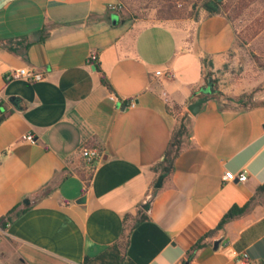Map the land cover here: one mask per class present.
Returning <instances> with one entry per match:
<instances>
[{"label":"crops","instance_id":"0c3cea01","mask_svg":"<svg viewBox=\"0 0 264 264\" xmlns=\"http://www.w3.org/2000/svg\"><path fill=\"white\" fill-rule=\"evenodd\" d=\"M119 3L0 0V218L20 211L0 264H237L243 252L264 264V94L235 108L209 91L187 109L207 86L204 58L226 61L230 20L143 24L109 7ZM21 67L44 78L5 79ZM183 117L190 135L155 188ZM83 147L99 156L87 162ZM227 170L247 179L225 182ZM232 207L244 209L219 225Z\"/></svg>","mask_w":264,"mask_h":264},{"label":"rangeland","instance_id":"374dc122","mask_svg":"<svg viewBox=\"0 0 264 264\" xmlns=\"http://www.w3.org/2000/svg\"><path fill=\"white\" fill-rule=\"evenodd\" d=\"M205 0H120L121 14L143 24L164 23L188 28L207 11ZM236 27L235 40L226 54L225 63L217 69L206 60L205 85L226 107H246L258 102L264 94V0H223ZM232 24V25H233ZM201 95L203 92L201 91ZM242 100L240 103L238 100ZM0 254L11 257L13 243L0 228ZM14 263V262H13ZM5 261L1 264H13Z\"/></svg>","mask_w":264,"mask_h":264},{"label":"trees","instance_id":"16d2710c","mask_svg":"<svg viewBox=\"0 0 264 264\" xmlns=\"http://www.w3.org/2000/svg\"><path fill=\"white\" fill-rule=\"evenodd\" d=\"M202 6L204 7V9L207 11V13L209 14H215V13H220L225 15L231 22V24H233L232 22V17L227 13V8H228V4L227 2L223 1V0H205L202 4ZM233 29H236V27L234 26V24L232 25ZM206 58H204L203 62L204 64L206 63ZM99 77L101 82L110 90H112L111 84L109 83L107 77L105 76L104 72L101 70V68L99 66H96ZM207 85H209V87H211V83L207 82ZM203 88H201V91H203ZM211 90V88H210ZM242 100H238V102H241ZM190 135V131H189V126H188V121L186 119V117H183L182 121L180 122L179 126L173 131L172 133V138H171V142L169 145V148L167 149L165 156L163 158V160L160 162L159 167L161 168V173H167L172 166V161L173 158L176 156V154L179 151L180 145L183 141L184 137H188ZM1 160V158H0ZM264 189V185L260 186L257 190H261ZM244 208H238V207H232L225 215L224 217L221 219V222L219 223V225H221L224 221H226L227 219L233 217L234 215L240 213L243 211ZM20 214V211H18L16 209V206H14L13 208H11L6 214H4L1 218H0V228H2L3 230H5V228L7 227V225L17 216ZM146 216H142L141 219H144ZM200 245V240L198 242H196V244L193 246V249L197 248ZM190 258H187V260ZM186 261L183 260L181 262V264H185Z\"/></svg>","mask_w":264,"mask_h":264},{"label":"built area","instance_id":"2783aa9c","mask_svg":"<svg viewBox=\"0 0 264 264\" xmlns=\"http://www.w3.org/2000/svg\"><path fill=\"white\" fill-rule=\"evenodd\" d=\"M110 8L121 9L122 5L119 3L117 5L109 4ZM97 54L96 52H91L88 56V62L92 63L96 60ZM156 74H160V71H156ZM168 76H172L171 72L166 73ZM25 79L30 82L38 81L44 78V75L41 72L29 69L27 67H21L17 69H10L7 74L5 75L6 80H13V79ZM135 103L133 100L130 101V105L133 106ZM22 138L26 141L33 142L34 136L30 133L22 135ZM81 156L85 158L87 162H91L99 156V150L97 148H88L83 147L81 149ZM247 179V172L246 170H242L239 172H232L227 170L222 175V180L225 182L231 181H240L244 182ZM248 254L243 252L241 257L237 260V264H252V262L247 259Z\"/></svg>","mask_w":264,"mask_h":264},{"label":"water","instance_id":"95a60500","mask_svg":"<svg viewBox=\"0 0 264 264\" xmlns=\"http://www.w3.org/2000/svg\"><path fill=\"white\" fill-rule=\"evenodd\" d=\"M210 91V87L209 85H207L206 87L203 88V95L197 97L194 101H192L191 103L188 104L187 106V109L188 111L190 112V114L192 115H195L196 113L199 112L201 106L203 103H205L209 97H208V93ZM9 100L15 105V106H18V99L15 97V96H12L9 98ZM263 128H264V125H263ZM165 176V173H161L155 184H154V187L155 188H158L161 186V183H162V180H163V177ZM153 200V195H149L147 196V198L141 203V207L143 208L144 211L146 212H149V209H150V204ZM83 201V199H82ZM27 202V201H26ZM222 238H217L214 240L213 242V248L216 249L218 248L219 246V243L221 242Z\"/></svg>","mask_w":264,"mask_h":264}]
</instances>
